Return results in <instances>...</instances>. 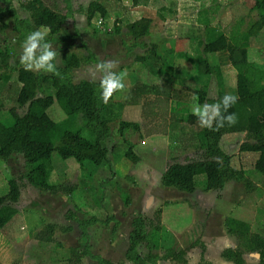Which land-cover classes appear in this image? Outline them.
Here are the masks:
<instances>
[{"label":"trees","instance_id":"trees-1","mask_svg":"<svg viewBox=\"0 0 264 264\" xmlns=\"http://www.w3.org/2000/svg\"><path fill=\"white\" fill-rule=\"evenodd\" d=\"M253 1L252 9L257 13L253 28L242 33L235 41L229 40L227 35L217 31L218 29L211 28L205 39L199 41L201 52L194 61L196 72L199 75L220 74L219 67L211 64L209 55L218 51L227 53V59L236 71V96H238L237 103L228 111L236 113L237 123L231 126L225 123L218 129L214 125V130H210L201 127L195 115L188 114L185 121L196 128L201 155L197 159L169 163L160 178L161 185L165 187L191 193L195 190L194 176L204 173L207 190H220L229 180L243 181L248 189L251 181L243 177L242 170L231 165L233 154L223 147L226 134L242 133L245 135V139L239 143L234 153L257 152L253 167L258 173L264 175V82L257 81L256 83L251 79V72L255 65L248 59L250 37L254 30L264 28V0ZM5 2L9 3V1ZM145 2L146 0H131L133 6ZM20 5L29 12L28 18H18L11 7L9 10L0 8L1 21H3V15L11 11L13 28L21 31L20 37L23 32H32L41 26L49 27L51 30L49 36L54 35L63 28L66 22L67 14L50 8L42 0H23ZM85 9L88 24L97 13L103 18L107 15L105 5L99 0H91ZM151 23L152 19L144 16L127 23V34L132 40V43L127 45L128 50H132L133 46L150 32ZM119 29L116 26L114 33L119 34ZM140 45L145 44L141 42ZM11 55L12 51L8 45L0 46V78L8 81L11 74L16 73L18 86L16 102L25 109L22 113H18L10 108V120H0V159L6 160L12 154H21L25 165L24 178L31 186L41 192L70 194L74 186L49 181L52 153L56 152L63 159L72 157L81 169H84L87 164L102 165L108 160L109 149L104 145V140L110 134V119L116 117L110 109L111 99L107 103L103 102L100 80L73 82V70L80 65L82 60L96 62L95 54L90 51L87 57L80 58L74 52L63 53L62 64H55L60 73L59 76L43 71H26L21 64L12 65ZM137 60L145 63L149 68L154 62H159L161 63L159 70L172 71V61L167 58L166 53L164 55L157 53L156 43L146 45V54L137 55ZM48 88L54 91L50 93L47 91ZM194 93L198 96L199 103L208 100L206 85L197 88ZM186 94L183 88L174 87L170 80L159 84H140L132 87L128 92L129 98L144 97L141 117L144 121L145 135L167 134V125L174 115L169 111V101L185 99ZM224 95L225 93L220 89L217 97L208 101L215 103ZM54 102L65 114V118L60 122L52 120L47 113V109ZM0 105H2L1 102ZM81 121L82 124H79L78 122L81 123ZM128 129L141 131L142 128L138 122L118 119L116 127L118 133L123 136ZM83 132H86L88 136ZM125 155L133 158L134 161L137 160V156L132 152V144L128 145ZM6 182L7 191L3 194L0 192V228H3L17 214L18 210L14 204L21 195V184L16 178H9ZM94 220L78 221L82 226L83 237H87L85 227ZM225 224L229 233L245 241L248 248L259 251V264H264V238L251 232L249 224L235 218L228 217ZM54 228V223H46L36 233V239L45 243L53 241ZM159 233V217L157 223L147 215L139 214L134 217L125 257L133 264H156L163 257L153 251L160 249ZM141 244L147 250L144 255L138 250ZM69 253L67 264H82L84 256L91 257L96 264H115L100 255L93 254L87 240L82 248H70ZM183 253V250L168 249L164 252V258L177 259L182 257ZM241 254L240 248L226 249L222 252L225 258L232 259L235 264H242Z\"/></svg>","mask_w":264,"mask_h":264},{"label":"rangeland","instance_id":"rangeland-1","mask_svg":"<svg viewBox=\"0 0 264 264\" xmlns=\"http://www.w3.org/2000/svg\"><path fill=\"white\" fill-rule=\"evenodd\" d=\"M5 1H9V3ZM21 1L23 0H0V8L9 10L11 7L18 18H28L29 12L20 5ZM42 1L50 8L67 14L63 28L58 33L48 35L46 38H50L48 41L57 51L56 65L62 64L63 53L74 52L80 58L87 57L90 50L86 47L85 40H88L91 34L101 37L115 34L116 26L120 28L119 34L126 36L127 41H124L126 50L127 45L132 43L131 38L128 37L126 25L129 21L147 15L145 14L147 11L142 6H148V12L153 11L151 14L155 23H151L150 31L162 28L161 30L166 34H175L176 31L185 33L193 30L200 40L205 39L213 28L211 25H214L216 29L225 33L229 40L235 41L242 33L251 30L257 19V13L252 9L253 0H146L144 4L136 6L132 5L131 0H99L105 5L107 15L103 18L97 13L88 24L85 8L91 0ZM165 15L169 18H165ZM68 17L73 19L68 20ZM162 17L164 22L161 25L159 19ZM13 23L11 11L6 12L3 15V21L0 20V46L8 45L12 51L11 64L19 65L22 44L30 31L25 33L22 31L23 34L20 37L21 31L14 30ZM163 37L165 38V35ZM95 38L98 39L97 36ZM137 52L141 53L139 50ZM248 54L251 60L257 62L251 72V79L256 83L257 81L263 83L264 28L254 30L250 37ZM219 59L221 62L228 63L227 53L219 52ZM95 68L96 64L82 60L80 65L73 70V82L95 81L100 78V73L96 72ZM259 75L262 77L259 78ZM9 80L10 82L6 84L0 78L1 121L10 120V108L18 113H22L25 109L16 102L18 86L15 72L11 74ZM215 90L216 87L213 85L210 92L216 94ZM47 91L52 93L54 90L48 88ZM233 95H236V91ZM122 97V93L116 95V98L121 99ZM47 113L55 122H60L65 118L63 110L56 102L47 109ZM118 119L120 118L117 116L110 119V134L104 140V144L109 149L108 160L102 165L87 164L86 170L83 171L72 157L63 159L56 152L52 153L49 181L74 186V190L70 194L41 192L31 186L24 178L25 165L21 154L11 155L6 160L0 159V192L3 194L7 191L6 181L9 178H16L21 184L20 198L14 204L18 212L3 228H0V264H67L70 248H82L86 240L93 254L100 255L115 264H133L125 257V251L129 245L127 232L129 229L132 230L134 218L132 216L147 215L157 223L159 212H161V203L156 201L148 209L152 199L148 197L146 200L145 197L148 191L159 187L160 178H158V174H149L146 169V164L149 161L146 148L149 144L142 146L143 140L141 141V139L148 135H145L143 131L128 129L120 139L121 136L116 130ZM78 123L82 124V121ZM83 134L88 136L86 132ZM194 138L197 139L195 132ZM243 139H245L244 134H237L234 137L226 135L223 140L224 149L233 154L231 158L233 164L231 163V165L242 170L243 177H246L247 180L252 177L260 184L264 183L261 174L253 167V155L257 156V152L234 153L238 143ZM129 144H132V152L137 156L136 161L125 155ZM200 155L197 141V145L193 146L191 150V158L197 159ZM243 168H246V171ZM87 170L90 174L87 173ZM258 176H260L259 179H257ZM204 178L203 174L196 176L197 189L201 188L200 181ZM122 184L131 189L132 198H129L130 193L126 187H122ZM251 185L253 186L252 182ZM172 197L175 198V196ZM203 199L207 201L208 196H203ZM191 203H194V210L199 218L202 219L206 215L208 208L199 205V198H191L188 195L180 200L178 210L169 209L172 211L169 213L171 220L170 218L167 220L166 229L164 228L162 231L161 227L158 236L160 249L153 251L161 255L166 251L164 249L166 246L173 248L178 246L176 243L167 245L166 243L171 237L175 239L184 235L186 228L184 231L183 226L193 218L192 213L187 212ZM81 218L96 220L85 227L87 237L82 235V226L78 222L84 220ZM48 222L54 223L56 235L53 237V241L40 242L35 235ZM59 233L66 235L60 237ZM152 240L154 241V239ZM138 250L143 255L147 251L143 244L139 245ZM195 250L197 254L199 248L197 247ZM82 264H96V261L89 256H84Z\"/></svg>","mask_w":264,"mask_h":264},{"label":"crops","instance_id":"crops-1","mask_svg":"<svg viewBox=\"0 0 264 264\" xmlns=\"http://www.w3.org/2000/svg\"><path fill=\"white\" fill-rule=\"evenodd\" d=\"M142 7L147 11L145 17L151 18L153 20L152 23H155V19L152 17L153 11L148 12V6ZM164 17L167 18L168 16L165 15ZM70 19L73 18L68 17V20ZM159 22L161 25L163 24V17L159 19ZM211 27L215 28L214 25H211ZM161 29L150 31L143 37V40H139L137 44L133 46L132 50L126 49L127 51L124 47V41H127L125 35L111 34L105 37L96 35L98 37V39H96V36L91 34V37L85 40L86 47L95 54L97 59L96 62H91L92 64L94 63L97 65L102 61L114 59L119 61V67L116 71L127 73L124 81L126 88L124 91L117 92L113 95L110 100V109L112 113H114L113 116L127 121L138 122L142 128L141 131H143L144 121L141 119L140 108L144 97L134 96L129 98L128 92L132 87L140 84L165 83L170 80L174 87L183 88L187 93L185 99H172L169 101V111L174 115L167 125V135L155 133L145 137L143 136L141 139V141L143 140L142 146L149 144L148 148H146L147 158H149L146 164L147 172L149 174H158V178H161L166 166L174 160L185 162L190 159H196L191 158V150L193 146L197 145V139L194 138L196 128L194 125L185 121L186 116L192 114V106L195 103L192 97L196 95L194 90L206 85L208 100L215 99L220 89H222L225 94H233L236 91V71L229 61L228 63L220 61L219 52L221 51L213 52L209 55L211 64L219 67L220 74L212 73L210 75L201 76L196 72L194 65V61L197 60L201 52L199 46L200 39L197 37L196 33L191 30L185 33L183 31H178L177 33L176 31L175 34H166V32ZM163 35H165V38ZM141 42H144L145 45H140ZM152 43L157 44V53L159 55H164L166 53L167 58L172 61L173 65L170 62L172 71L169 69L159 70V68H161V63L159 62H154L153 66L149 68L145 63L137 60V55L146 54V45ZM138 50L141 51V53L138 54ZM248 59L254 64L257 63L250 59L249 54ZM99 79L100 78H97L95 81H99ZM4 82L8 84L10 80H4ZM213 85L216 87V94L210 92ZM120 93H122L123 97L121 99L116 98V95ZM208 100L206 99L200 104L205 102L210 103ZM226 135L234 137L237 134ZM226 135H224V138H226ZM122 137L123 136H121L120 139ZM256 158L257 156L253 155L254 162ZM231 163L233 164V161ZM233 167L236 166L233 165ZM82 170L85 171L86 168ZM243 170L246 171V168H243ZM87 173L90 174L88 170ZM200 174H203L205 178L200 181L202 184L201 188L197 189L195 178ZM200 174L194 176L195 190L191 193L179 191L173 187H165L161 185L159 181L158 188L151 189L147 192L145 199L147 200L148 197L152 199L148 209H150L156 201L161 203L159 218L160 230L162 227V231L164 228H167V220L169 218L171 220L169 213L172 211L169 209L178 210L180 208L179 201L183 200L186 196L190 195L191 198H199V205L208 208L206 215L201 219L197 216L196 210H194V203L188 206L187 212L192 213L193 218L187 222V225L183 226L184 231L186 228L184 235L175 239L171 237L169 242L166 240V245L176 243L178 246L173 248L165 245L166 247L164 248L165 250L172 249L174 251L183 250V256L177 259L164 258V253L162 254L160 252L163 257L158 260L156 264H235L232 259L225 258L222 255L224 250L235 248H240L242 251V264H259V251L248 248L245 241L229 233L225 222L228 217L246 222L249 224L251 232H255L264 238L263 182L260 184L259 181L250 177L248 179L253 183V186L250 185L248 189H246L243 181L232 180L227 181L220 190H207L205 189L206 175L204 173ZM129 175H131V172H129ZM245 175L247 176L248 174ZM259 177L260 176H258L257 179H259ZM261 177L262 181H264V175L261 174ZM122 187L127 188L130 193L129 198H132L131 189L124 184H122ZM205 195L208 196L207 201L203 199ZM172 196H175V198ZM81 219L87 220V218ZM171 222L174 223L173 221ZM130 230L131 229L127 232L128 242ZM55 235L54 232L53 237H55ZM59 235L60 237H64L66 234L59 233ZM196 246L199 248L197 254L195 253Z\"/></svg>","mask_w":264,"mask_h":264},{"label":"clouds","instance_id":"clouds-1","mask_svg":"<svg viewBox=\"0 0 264 264\" xmlns=\"http://www.w3.org/2000/svg\"><path fill=\"white\" fill-rule=\"evenodd\" d=\"M50 28L41 26L30 32L23 44L22 52L19 57L20 64L26 71L46 72L59 76L60 73L56 68L54 61L57 58V51L52 44L46 39L50 33ZM119 61L110 59L96 65L95 71L100 73V89L103 102L107 103L117 92L125 90L126 72H118ZM195 102L192 106V114L198 119L201 127L214 130L215 125L218 129L225 123L234 125L238 117L236 113L229 112L238 101V96L226 93L219 101L215 103H199L196 95L192 97Z\"/></svg>","mask_w":264,"mask_h":264},{"label":"built area","instance_id":"built-area-1","mask_svg":"<svg viewBox=\"0 0 264 264\" xmlns=\"http://www.w3.org/2000/svg\"><path fill=\"white\" fill-rule=\"evenodd\" d=\"M101 20V19H100Z\"/></svg>","mask_w":264,"mask_h":264}]
</instances>
